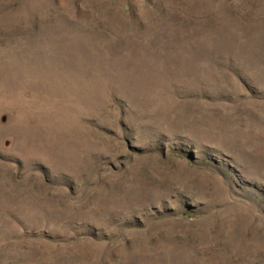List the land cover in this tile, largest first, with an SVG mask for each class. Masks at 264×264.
Returning <instances> with one entry per match:
<instances>
[{
  "label": "rangeland",
  "instance_id": "1",
  "mask_svg": "<svg viewBox=\"0 0 264 264\" xmlns=\"http://www.w3.org/2000/svg\"><path fill=\"white\" fill-rule=\"evenodd\" d=\"M0 264H264V0H0Z\"/></svg>",
  "mask_w": 264,
  "mask_h": 264
}]
</instances>
